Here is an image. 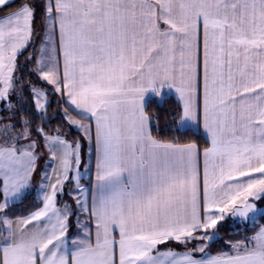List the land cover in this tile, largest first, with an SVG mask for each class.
Listing matches in <instances>:
<instances>
[{"label":"snow or ice","instance_id":"obj_1","mask_svg":"<svg viewBox=\"0 0 264 264\" xmlns=\"http://www.w3.org/2000/svg\"><path fill=\"white\" fill-rule=\"evenodd\" d=\"M12 3L0 0V11ZM37 7L26 0L0 17V100L17 83ZM40 7L46 39L37 71L89 121L66 116L88 140L95 172L91 159L81 172L79 141L45 136L55 166L41 176L42 207L12 219L9 207L32 186L36 142L27 121L0 142V264H264V227L230 253L207 255L208 243L185 253L157 247L211 242L229 216L264 219V0H43ZM173 91L175 130L200 134L202 123L210 142L202 180L195 142L152 134L146 108ZM33 95L43 109L42 93ZM68 182L88 221L74 235L71 205L57 204Z\"/></svg>","mask_w":264,"mask_h":264},{"label":"trees","instance_id":"obj_2","mask_svg":"<svg viewBox=\"0 0 264 264\" xmlns=\"http://www.w3.org/2000/svg\"><path fill=\"white\" fill-rule=\"evenodd\" d=\"M26 2V0H16L11 4L10 7H7L5 10L0 11V16L6 15L11 11H14L16 8L21 6ZM27 2H42V0H27ZM43 20V9L40 5L37 7L35 13V26L37 28V34H40L41 26ZM40 47V40H34V42L27 46V48L17 57V77L20 78V82L25 84L23 90V101L20 100L19 108L20 110V119H24L28 122L29 131H39V129H43V132L48 134H62L66 137H69V128L62 117V111L69 114V110L64 107L62 100H57V98L50 101L48 104V109L44 113H40L37 111L35 107V103L33 101V90L34 86L42 87L45 86L41 83L39 76L36 72H33L32 63L30 62V58L37 54ZM29 58V59H28ZM34 60V59H33ZM26 68L30 72L25 73L23 70ZM46 87V86H45ZM50 96L52 94L50 93ZM22 99V98H21ZM7 110L9 108H4L1 111V115L4 118L2 129L4 130L5 126H8V120L5 119L7 117ZM180 111V103L173 96H167L165 102L163 104H155L152 103L146 108L147 114L152 117V134L155 138L164 141V142H176L179 144H185L190 142H195L198 147L203 150L204 148L209 146V142L203 136L202 133L193 135L190 132H177L175 129L179 125L178 117ZM52 117V118H50ZM49 120V123H45ZM74 135H79L77 132L71 133ZM2 136V135H1ZM41 203L36 202L33 197H25L19 203L9 207L8 214L10 218L23 217L28 215L33 210L39 208ZM262 224L264 223V219H261ZM256 223L255 225H257ZM226 227H221L219 232H221L222 238L220 241L213 243L210 245V250L213 252L221 251L225 245L227 240L237 241L241 240L245 233L250 232L253 229V226L248 225H237L236 223H228ZM242 226L241 230L237 229L235 231H231L230 228Z\"/></svg>","mask_w":264,"mask_h":264},{"label":"rangeland","instance_id":"obj_3","mask_svg":"<svg viewBox=\"0 0 264 264\" xmlns=\"http://www.w3.org/2000/svg\"><path fill=\"white\" fill-rule=\"evenodd\" d=\"M15 1L16 0H13V3ZM32 3H35V4H37V6H39V5H42L43 0L40 3H38V2H32ZM2 16H4V15H2ZM43 16H44V13H43ZM34 22H35V19L33 21L34 33H33V36L31 38V41L29 42L28 46L31 45L34 42V40L35 41L36 40H40V47H39L40 55H39V58H37L38 57V53H37V54H34L33 57H31L30 59L28 58V59L30 60V62L33 65L31 71L33 70V72H36L40 76L39 72L37 71V69H38V67H40V65L37 64V61L41 60V58H42L41 49H42L44 44H42V46H41V43H42L43 37H44V41H45L46 38H45L43 25L40 28V30H41L40 34H37L38 31H37V28H36ZM44 59L47 60V57H44ZM23 70L25 71V73L30 72L26 68H24ZM17 74H18V70L16 68V71L14 72V77H15V80L17 81V83L15 84L14 89L10 91L9 97L7 99H5L4 101H3V99L1 100V107H0V142H3V140L5 138L9 137V136H13L14 137L18 133H22L24 131L23 125H24L25 120L23 118L20 119V117H21L20 116V110L21 109L19 108V104H20V100L23 101V98H24L23 97V90H24L25 84L23 82H20V78L17 77ZM40 79H42V78H40ZM41 83L44 84V85L46 84V87L45 86H42V87L34 86V90L36 92L42 93L40 99H41V103L44 104V108L43 109H38L37 108L36 103H35V99H34V95H33V101L35 103V107H36L37 111L40 112V113H44L48 109V104L50 103V101L55 99L56 97H59V93L56 92L55 91V87L53 85H51V84H48L47 81L42 79ZM50 93L52 94V96H50ZM57 100H59V98H57ZM4 108L5 109L9 108V110H7V117H5V119L8 120V131L7 132H5L2 129L4 118L1 115V111ZM66 116L71 118L72 120H78L75 117H73L70 113L68 114V113L62 111V117L65 120V122H66V124H67V126L69 128V135L70 136L66 137V136H64L62 134H58V135H60L63 139H65L66 141H68L70 143H74L76 141L80 142V145H81L80 154H81V161H82V163H81V172H83L84 171V165L88 164L89 159L92 160V156L91 157L89 156V142H88L87 139H85L83 131L78 126H76L74 124H71L69 119L66 118ZM50 118H52V117H50ZM78 121H80V120H78ZM80 122L82 123L83 121H80ZM45 123L48 124L49 120H47ZM83 123L84 124H88V123H85V122H83ZM72 132H77V133H79V135H74L73 136L71 134ZM29 133H30V139L36 142L35 151H36V153L38 155V162H39L38 164L39 165L37 166V168L35 170L34 177H35V179L38 180L39 183L38 184L35 183L37 185V191L36 192H31L32 189H30L29 191L31 192V194H29L26 197H33V198H35L36 202L41 203V198H42L41 190H40L41 176H42V174L45 171H47L51 175L52 167H49L48 165L51 163L54 166V162H52L50 160L49 149H48V147H46V144H45V136H54V135H57V134H48V135H46L44 132L41 133L40 131H29ZM25 143H27V141H25L23 138H20V144L23 145ZM71 175H74V173H72ZM86 177L87 176H85L83 180L84 181L86 180V182H88V179ZM34 188H36V187H33V189ZM72 191H73V184L71 182H68V183H66L64 185L63 192L60 193L58 197H59V200H60V206H63L65 203L70 204L71 207H72V211L74 213V211H77L78 208H77V206L75 204V200H74L73 196L69 195V193L72 192ZM72 216H74V215H72ZM230 219H231V216H229V218L227 219V221H229L228 223H230V221H232ZM256 222L258 223L257 225H255L256 223H253V222L249 223L248 226H250V225L253 226L252 227L253 229H251L250 232L245 233V235L252 236L261 227H264V223L262 224L261 219H257ZM233 223H236L237 225H243L239 221L233 222ZM226 226H228L227 223L224 224L223 228L226 227ZM241 227L242 226H236V227H232L230 229L233 232V231H235L237 229L241 230ZM221 238H222V235H221V232H219V236H217L213 241L208 242V247L210 245H212L213 243L220 241ZM237 241H239V240H237ZM229 242L235 243L236 241L227 240L226 245L227 244H232V243H229ZM191 245H193V243ZM226 245L224 247L225 252L227 250H229V252H231V249H228L230 247H227Z\"/></svg>","mask_w":264,"mask_h":264},{"label":"crops","instance_id":"obj_4","mask_svg":"<svg viewBox=\"0 0 264 264\" xmlns=\"http://www.w3.org/2000/svg\"><path fill=\"white\" fill-rule=\"evenodd\" d=\"M8 15V14H7ZM4 16H6V15H4ZM4 16H1V17H4ZM163 27V26H162ZM44 42V37H43V39H42V43H41V46H42V44H44L43 43ZM27 48V47H26ZM25 48V49H26ZM24 49V50H25ZM24 50H22V52L24 51ZM21 52V53H22ZM20 55V54H19ZM18 55V56H19ZM39 55H40V49H39V51H38V57L37 58H39ZM38 60V59H37ZM61 68H62V61H61ZM39 76V75H38ZM41 77L39 76V79H40ZM40 81H42V79H40ZM45 86H46V84H45ZM169 96H173L174 98H176L177 100H178V102H179V99H178V96H177V94H175V92L173 91ZM56 98H59L60 100H62V102H63V104H64V107H66V109L67 110H69L70 112V114L73 116V117H75L76 119H78V120H80V121H83V122H85V123H89V121H87V120H82L81 119V117L77 114L78 113V111L79 110H74V106H72V105H70L69 103H67L66 101H67V97L66 96H63L62 97V95H61V93H59V97H56ZM5 99H3V101H4ZM180 103V102H179ZM0 107H1V100H0ZM82 122V123H83ZM93 128H94V125H93ZM200 133H202L203 134V126H202V123H201V127H200ZM203 136L207 139V137L203 134ZM207 141H208V139H207ZM209 142V141H208ZM209 146H210V142H209ZM208 146V147H209ZM199 148V147H198ZM199 150H200V157H199V167H200V173H201V180H202V177H203V162H204V157H203V150H201L200 148H199ZM92 161H93V167H92V170H91V174H92V176L94 177V172H95V169H94V152H93V154H92ZM39 162H38V159H37V161H36V168H37V166L39 165L38 164ZM54 166H55V164H54ZM35 173V172H34ZM51 174H52V172H51ZM87 179H88V177H86ZM38 184L39 182H38V180L37 179H35V177H34V174H33V176H32V181H31V184H32V186H31V188L30 189H32V191L31 192H36L37 191V185L36 184ZM81 183H83V184H87L88 182H86V180L84 181L83 179H82V181H81ZM33 187H36V188H34L33 189ZM29 189V190H30ZM36 189V190H35ZM28 190V194L26 195V196H28L29 194H31V192ZM30 192V193H29ZM58 196H59V194H58ZM57 196V204H58V206H60V200H59V197ZM21 200H19V201H16L14 204H12L11 206H13V205H15V204H17L18 202H20ZM0 202H2V199H0ZM10 206V207H11ZM40 207H42V203H41V205H40ZM36 210V209H35ZM35 210H33V211H35ZM32 211V212H33ZM27 216V215H26ZM26 216H23V217H26ZM86 216H87V214L86 213H83V212H81L79 209H77V211H74V216H71V218H70V221H69V225H70V235H74L77 231H78V228H79V224L80 223H87L88 221H87V219H86ZM16 218H19V217H16ZM12 219H15V218H12ZM231 220V219H230ZM227 222H229V221H224L223 222V225L224 224H226ZM231 222H233V221H230V223ZM250 223V222H249ZM253 223H257L256 221L255 222H253ZM194 235H199V233H196V234H194ZM217 236H219V232H218V235ZM251 237V236H249V235H244V237L241 239V240H243L245 237ZM193 243V245H191ZM202 243H208V242H205V241H200V240H192V241H190L189 243H187V244H182V243H178V242H176V241H174V240H169V241H167L166 243H164V244H160V245H158L157 247H158V249H159V251L160 252H165V251H167V250H171V251H173V252H175V253H185V252H188L189 250H191V249H193V248H196V247H198V246H200V244H202ZM229 243H232V242H229ZM230 245L231 244H227L226 246L227 247H230ZM210 246L209 247H207L206 249V253H207V255H217V254H219V253H221V252H225V250H224V248L221 250V251H218V252H213V251H211L210 249ZM228 249H231V247L230 248H228ZM226 252H229V250H227ZM230 253V252H229ZM204 254L203 253H199V252H197L196 253V257L197 258H200L201 256H203Z\"/></svg>","mask_w":264,"mask_h":264},{"label":"water","instance_id":"obj_5","mask_svg":"<svg viewBox=\"0 0 264 264\" xmlns=\"http://www.w3.org/2000/svg\"><path fill=\"white\" fill-rule=\"evenodd\" d=\"M231 220H232L233 222H237V221H234L232 217H231ZM242 224H243V225H248L249 223H247V224L242 223Z\"/></svg>","mask_w":264,"mask_h":264}]
</instances>
